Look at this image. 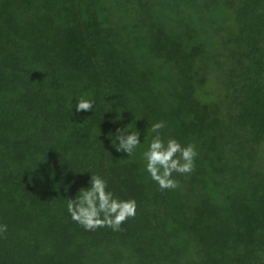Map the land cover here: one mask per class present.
Masks as SVG:
<instances>
[{"label":"trees","instance_id":"16d2710c","mask_svg":"<svg viewBox=\"0 0 264 264\" xmlns=\"http://www.w3.org/2000/svg\"><path fill=\"white\" fill-rule=\"evenodd\" d=\"M0 1V264H264V172L254 149L231 142L232 127L218 128L217 105L197 97L207 76L188 62L203 49L188 51L158 30L146 52L160 67L146 58L140 67L98 0ZM227 2L239 24L228 83L234 126L260 144L264 0ZM81 97L94 102L91 112L75 111ZM118 115L163 121L161 138L196 145V158L208 156L200 152L209 143L220 172L232 174L226 192L214 184L223 202L193 173L182 182L173 173L179 192L161 190L140 165L116 159L105 133ZM92 174L116 198L136 201L120 231L86 230L67 211Z\"/></svg>","mask_w":264,"mask_h":264},{"label":"rangeland","instance_id":"374dc122","mask_svg":"<svg viewBox=\"0 0 264 264\" xmlns=\"http://www.w3.org/2000/svg\"><path fill=\"white\" fill-rule=\"evenodd\" d=\"M98 4L100 14L102 13L104 20L118 31L121 42L125 44V49L131 55H136L140 67L145 58L153 63L156 70L160 67V63H157L152 55L147 54L150 48L148 36L158 30H163L173 41L180 43L188 51L192 48L203 49L199 57L195 60L190 59L188 62L196 70L201 68L207 76L206 81L197 91V97L201 102L210 106L217 105L221 112L219 116L225 121L218 128L228 132L233 128L236 136L229 134L231 142H238V145L246 150L254 149L257 168L264 172V142L257 144L251 139L248 129L234 126L236 112L231 109V89L228 83L232 71L237 67L236 58L239 57L237 45L239 24L236 13L229 7L227 0H98ZM126 42L133 53L126 46ZM135 47H139L141 52L137 53ZM149 118L137 115L115 116L109 121V129L105 133L109 145L117 155L116 159L122 162H135L146 173L148 172L143 152L147 150L153 134L147 131L152 125ZM182 118H184L183 115ZM128 125L129 132L141 134V144L130 157L115 150L116 140L113 136L118 128H125ZM202 150L200 153L207 151L209 154L207 157L203 154L198 156L202 160L200 165L198 164L199 159L195 158V167L190 174H176L180 178L179 182H182L183 179L190 180V175L193 173L197 181L201 182V186L203 183L208 191L214 188L210 192L212 193L211 199L220 204L223 202L224 192L216 189L214 184L220 183L221 189L226 192L229 185H227L226 176L231 177L232 174L231 171L220 172L225 166L223 163L216 162L215 153L209 149V143ZM196 151L199 155V150ZM211 157L213 160H210ZM212 161L219 167L218 170L211 165ZM33 168L34 165H31V169ZM186 186L182 184L183 191H187ZM197 187L200 188V186ZM176 190L179 192L178 187ZM38 239L41 244L42 238ZM185 239V233L181 234L180 240L185 242ZM186 258L187 260L194 259V251L192 250L190 256Z\"/></svg>","mask_w":264,"mask_h":264},{"label":"clouds","instance_id":"9594fccd","mask_svg":"<svg viewBox=\"0 0 264 264\" xmlns=\"http://www.w3.org/2000/svg\"><path fill=\"white\" fill-rule=\"evenodd\" d=\"M94 107L92 100L81 97L76 105L77 113L91 112ZM129 125L118 128L113 135L116 140L115 150L130 157L141 144L139 132H129ZM165 127L163 121L151 125L147 131L155 133L143 159L146 162V171L161 190L177 188L178 181L173 179V173L190 174L195 167V158L198 155L195 145H181L176 139L169 138L165 142L159 135ZM89 187L81 188L74 199L67 200V211L73 221L92 231L97 228L110 227L120 231L121 225L129 218H134L137 212L135 200H120L108 191L107 182L100 176L92 174ZM7 226L0 225V233L6 232Z\"/></svg>","mask_w":264,"mask_h":264}]
</instances>
